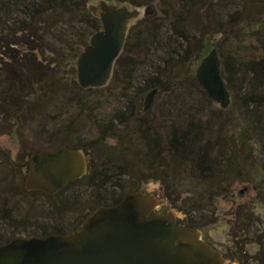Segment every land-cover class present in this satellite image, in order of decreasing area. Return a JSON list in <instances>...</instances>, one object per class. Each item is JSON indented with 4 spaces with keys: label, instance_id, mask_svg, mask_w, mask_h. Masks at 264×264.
<instances>
[{
    "label": "rangeland",
    "instance_id": "rangeland-1",
    "mask_svg": "<svg viewBox=\"0 0 264 264\" xmlns=\"http://www.w3.org/2000/svg\"><path fill=\"white\" fill-rule=\"evenodd\" d=\"M141 1V8H153L145 19H153L134 30L137 38L105 88L82 90L76 79L75 55L89 37L81 22L95 0L46 15L53 28H41L32 37L37 43L27 40L58 51L60 60L28 54L32 75L17 76V121L0 114V243L76 231L98 208L143 193L164 199L157 213L171 211L181 225L209 229L216 244L228 242L231 232L242 251L264 264V143L240 109L242 93L236 100L231 94L221 110L195 78L211 50L222 61L262 54L264 7H249L229 23L239 10L234 0ZM146 25L154 28L152 38ZM153 85L156 94L143 111L144 88ZM62 146L84 153V176L53 196L27 192L28 158Z\"/></svg>",
    "mask_w": 264,
    "mask_h": 264
},
{
    "label": "water",
    "instance_id": "water-1",
    "mask_svg": "<svg viewBox=\"0 0 264 264\" xmlns=\"http://www.w3.org/2000/svg\"><path fill=\"white\" fill-rule=\"evenodd\" d=\"M87 7L100 22L79 54L77 84L82 90L105 88L132 25L152 16L153 8L95 0ZM195 78L207 98L227 110L230 95L221 76L218 53L211 50L199 63ZM156 90L147 93L143 111L150 107ZM24 189L53 196L81 179L87 169L79 149L59 147L32 154L26 163ZM162 189L157 190L162 194ZM164 199L131 193L117 204L98 208L74 232L45 238H13L0 245V264H225L198 231L176 225L171 211L158 214Z\"/></svg>",
    "mask_w": 264,
    "mask_h": 264
},
{
    "label": "trees",
    "instance_id": "trees-1",
    "mask_svg": "<svg viewBox=\"0 0 264 264\" xmlns=\"http://www.w3.org/2000/svg\"><path fill=\"white\" fill-rule=\"evenodd\" d=\"M76 0H7L0 3V14L6 13L5 18L2 20V25H0V29H2L6 33H10L12 30L15 32H11V36L15 34H19L22 39L17 38V41L22 40V42H27V40H31L30 36L36 38L38 32L45 29L48 31L52 29L51 22L54 19H50L46 17V15H55L58 12L67 13L71 9H77V4L73 3ZM108 1V0H107ZM116 3H122L129 5L131 7H141L144 5L145 2L141 0H113ZM235 6L238 7V11L233 14L228 15L227 21L230 23L233 20H238L239 18L245 16L249 11V7L259 8L264 7V0H234ZM222 7V6H221ZM211 13L213 11V7L208 9ZM85 20H82V24L86 27V30L89 32V37L95 32L100 30V22L99 20L93 16L90 12L87 14ZM58 18L57 16L55 19ZM153 17L148 19H141L137 21L134 25L131 26L123 52L120 55L119 59L116 61L114 69H120L122 57L126 55L127 49L129 46V42L131 40H135L137 38L138 33H134V30L137 29L142 23H151ZM47 20V21H46ZM50 22V24H47ZM57 25V24H56ZM42 28V29H41ZM260 29L263 30L264 36V22L261 24ZM146 30L150 31L151 38L153 37L154 28L153 26L146 25ZM226 37L227 33L224 31L220 32ZM57 35V34H56ZM58 37V35H57ZM59 38V37H58ZM159 37H156L158 40ZM38 40V39H37ZM36 39H32L34 43H37ZM31 41V42H32ZM61 41V38L59 39ZM31 42L29 44H31ZM264 42V39H263ZM87 43L83 42L79 47L75 57H78L81 53L80 48H84ZM262 54L259 57L251 56L247 61L231 59L230 60H220L221 61V71L223 81L225 82V87L229 92V95L236 93L235 100L238 99L237 93H242L244 96L241 98V111L249 120V123H254L255 131L257 133V139L261 140L264 143V45L262 47ZM74 57V58H75ZM186 57V52H185ZM116 72V71H115ZM113 72V74L115 73ZM172 73V72H171ZM170 72L168 73V77H171ZM173 74V73H172ZM153 75V74H152ZM159 76L158 71L154 72L153 76ZM113 77V75H112ZM157 88V85L153 86H146L144 89L145 91L150 92L151 90ZM87 91V90H86ZM231 98V97H230ZM177 147L181 149H186L188 145L185 144L183 141L176 142ZM68 149H77L66 147ZM263 156H264V144H263ZM88 170V167L86 171ZM71 184V183H70ZM69 185V184H68ZM126 196V195H125ZM120 197L115 202L111 203L110 205H105L102 207H109L112 205L117 204L123 197ZM74 232V231H72ZM52 235H64V234H52ZM49 235H40V236H33L35 238H45ZM32 238V237H31ZM9 242V241H8ZM7 243V242H5ZM3 243V244H5ZM0 243V245H3Z\"/></svg>",
    "mask_w": 264,
    "mask_h": 264
},
{
    "label": "flooded vegetation",
    "instance_id": "flooded-vegetation-1",
    "mask_svg": "<svg viewBox=\"0 0 264 264\" xmlns=\"http://www.w3.org/2000/svg\"><path fill=\"white\" fill-rule=\"evenodd\" d=\"M4 1L7 0H0V3ZM5 14H0V25H2V20L6 17ZM11 32L14 33L15 31L12 30ZM11 32L9 34L6 32H4V34H1L0 32V114H6V116L8 117H10V115H13L15 120L17 121V76L22 80L31 78L29 76V74L31 73L29 69H27L29 64H27L28 54L35 53L37 55H40L41 57L46 56L50 57L51 59L54 58L57 60H60V54L58 51L56 53L51 52L46 46L42 44L39 46L33 45V47H30V44L24 41L22 42V40L17 41V38L22 39L19 34L11 36L10 34H13ZM30 39L32 40V36H30ZM50 66L53 68L57 65L53 62ZM27 161L25 162L26 171ZM176 225L200 232L201 239L214 251L218 252L226 264H259L257 258H252V256H249L244 251H242L241 248L243 247L241 245V242H238L236 235L232 234L231 232L227 231L226 234L228 242L222 241V245H219L215 243V241L218 240L215 238L216 235L209 229L203 233L192 226L181 225L177 221Z\"/></svg>",
    "mask_w": 264,
    "mask_h": 264
}]
</instances>
